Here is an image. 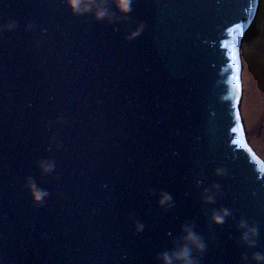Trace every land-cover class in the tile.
Here are the masks:
<instances>
[{
    "label": "water",
    "instance_id": "95a60500",
    "mask_svg": "<svg viewBox=\"0 0 264 264\" xmlns=\"http://www.w3.org/2000/svg\"><path fill=\"white\" fill-rule=\"evenodd\" d=\"M260 1L132 0L125 15L103 0L97 20L66 0H0V264H161L185 225L206 245L197 264H256L264 159L241 113V49Z\"/></svg>",
    "mask_w": 264,
    "mask_h": 264
},
{
    "label": "clouds",
    "instance_id": "9594fccd",
    "mask_svg": "<svg viewBox=\"0 0 264 264\" xmlns=\"http://www.w3.org/2000/svg\"><path fill=\"white\" fill-rule=\"evenodd\" d=\"M68 7L72 10L74 14L80 15L87 12H92L97 20H103L109 17L110 13L107 8L103 6V0H66ZM116 8L123 14L127 15L132 8V0H112ZM142 30V25H138L135 30L128 34V39H134L140 34ZM40 168L44 172H50L54 168V164L50 161H41ZM222 169H217L216 174H222ZM29 191L32 194V198L35 202L41 203L44 198L48 195L47 191L39 188L34 183L30 182ZM218 187V186H215ZM204 199L211 203L214 200V196L205 189ZM172 197L166 192L160 194L158 203L160 205L170 204ZM231 215L229 209H220L215 211L212 216V220L216 224H222L227 216ZM239 228L241 229V239L249 246L253 247L256 243V237L258 235V228L255 225H250L246 221L241 220L239 223ZM137 230L142 231L143 225L138 224ZM183 242L180 243L177 248L171 252L164 251L160 254L161 264H197L195 257L193 256V250L203 252L206 248L204 241L200 238L199 234L196 233L190 225H185L183 227ZM253 260L256 264H264V254L259 252L254 253ZM245 264H247L245 258Z\"/></svg>",
    "mask_w": 264,
    "mask_h": 264
},
{
    "label": "rangeland",
    "instance_id": "374dc122",
    "mask_svg": "<svg viewBox=\"0 0 264 264\" xmlns=\"http://www.w3.org/2000/svg\"><path fill=\"white\" fill-rule=\"evenodd\" d=\"M243 50L247 54L248 52L255 53V56H264V0L260 1V6L257 14L256 21L251 29L247 32L245 39L243 40ZM249 54V53H248ZM247 57L245 58L244 71L247 68ZM255 69V68H254ZM259 74L255 75L252 79V83L255 85L258 83L261 88V107L253 109L250 116L247 117L246 112H243L244 121L246 125V131L249 138V143L255 149V151L264 159V64H261ZM243 77V76H242ZM251 91V84L246 82L244 86V99L243 108L246 110L247 101ZM258 103V104H259ZM248 118V120H247ZM250 122V123H249Z\"/></svg>",
    "mask_w": 264,
    "mask_h": 264
},
{
    "label": "bare ground",
    "instance_id": "6f19581e",
    "mask_svg": "<svg viewBox=\"0 0 264 264\" xmlns=\"http://www.w3.org/2000/svg\"><path fill=\"white\" fill-rule=\"evenodd\" d=\"M256 18H257V14L255 15L254 17V20L252 21V23L250 24V26L247 28L245 34H244V37H243V40L245 39L246 37V34L247 32L251 29V27L254 25L255 21H256ZM249 53V54H248ZM247 54L244 52L243 50V47L241 49V54H242V61H243V66L245 64V58L247 57V68L242 70V73H241V76L242 77V81H243V88L247 83H249V85L251 84V91H250V96L248 98V101H247V106H246V110L244 111V109L242 110L243 108V100H242V103H241V113H242V117H243V121H244V116H243V112H246L245 114H247V117L250 116L253 112V109L256 108H260L261 107V102L259 103L260 100H262L261 98V88L259 86V84L257 83L255 85V83H252V79L254 78L255 75H258L259 74V69H260V66L261 64H264V56L262 55H258V56H255V53H251V52H248ZM255 68V69H254ZM243 99H244V89H243ZM259 103V104H258ZM260 106V107H259ZM248 120V118H247ZM250 123V122H249ZM244 125H245V121H244ZM245 128H246V125H245Z\"/></svg>",
    "mask_w": 264,
    "mask_h": 264
},
{
    "label": "snow or ice",
    "instance_id": "6c2138e0",
    "mask_svg": "<svg viewBox=\"0 0 264 264\" xmlns=\"http://www.w3.org/2000/svg\"><path fill=\"white\" fill-rule=\"evenodd\" d=\"M237 71H239V67H238ZM237 79H239V77H237ZM237 87L239 88V84H237ZM237 102H239V96L237 97ZM236 117H237V120L240 119L239 111H237V113H236Z\"/></svg>",
    "mask_w": 264,
    "mask_h": 264
}]
</instances>
